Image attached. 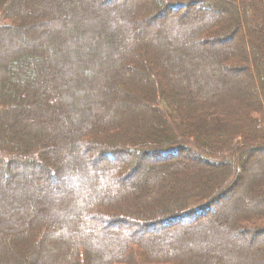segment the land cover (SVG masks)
Instances as JSON below:
<instances>
[{
    "label": "trees",
    "instance_id": "16d2710c",
    "mask_svg": "<svg viewBox=\"0 0 264 264\" xmlns=\"http://www.w3.org/2000/svg\"><path fill=\"white\" fill-rule=\"evenodd\" d=\"M263 10L264 0H0V264H264V226L254 225L264 216L262 186L244 194L238 215L225 205L236 190L235 157L251 147L264 154V122L248 117L264 105V26L253 24ZM150 15L168 21L158 23L159 48L154 28L141 26ZM146 43L143 58L136 48ZM127 76L149 98L120 82ZM233 84L245 120L230 116L243 106L218 99ZM235 133L250 146L236 147L245 137ZM183 152L188 162L174 158ZM146 159L171 162L144 170L161 178L158 190L174 170L194 189L164 209L132 208L141 187L120 173ZM206 163L216 176L203 184ZM118 210L135 217L116 219ZM184 213L192 222L178 225ZM129 219L142 221L140 233L160 231L136 237L112 226Z\"/></svg>",
    "mask_w": 264,
    "mask_h": 264
},
{
    "label": "rangeland",
    "instance_id": "374dc122",
    "mask_svg": "<svg viewBox=\"0 0 264 264\" xmlns=\"http://www.w3.org/2000/svg\"><path fill=\"white\" fill-rule=\"evenodd\" d=\"M263 12H264V10H263ZM188 13H189L188 15L193 14L192 11H190ZM179 15H182V13H178L176 16H179ZM252 16H253V14H252ZM149 18L150 19L148 20V22L146 21L147 18H145V19L142 18L141 22H142L143 25H141V26L143 28H145V29H148L149 27H153L154 28V29H152L153 32L150 34V38H151L152 42L155 43L157 48H159L160 47L159 41L161 42V40H163V38L161 36L162 33L157 32L158 27H159L158 23H159V21H163V22H168V21L165 20V17L161 18L160 20L154 19V21H153L151 15H150ZM256 19L257 20L253 21V24H254V28H256L259 31V29L257 27L261 28L262 24L264 26V18L258 17ZM248 22L249 23L252 22L251 18L248 20ZM245 30H247V28H245ZM45 32H46V30L43 29L42 30V34H45ZM167 35H168V33H166L165 37H168ZM54 38H55V36L53 35L50 39H54ZM217 38H220V36H218ZM218 41H221V43L232 45V43L236 41V38L234 37L233 39L229 40L228 42H223L222 40H218ZM255 42L257 43V45H259L258 40H255ZM150 44L146 43L145 47H144V50L141 49L142 45L140 46V48H138L139 46L136 48L137 50H140V53H142L141 55L143 56V58H147V56H148L147 49L151 46ZM52 47H54V45H52ZM182 50H183V52L181 54H182L183 58L186 57V56H187V58H189V56H191L190 54H188L186 52L187 51L186 49L182 48L181 51ZM127 64L130 67H132L133 64L131 62V59H130V61L127 62ZM151 68H153V67H151ZM198 70L199 69H196L195 71L191 72L192 77L196 76V73L198 72ZM232 75L235 76L236 78H238V77L240 78L242 76V72L240 73V72H237L235 70L234 74H232ZM157 78H159V76ZM133 80L134 79H131V76H127L126 78L121 79L120 82L121 83L124 82V83L128 84L129 86L134 84L137 89L135 88L133 90L136 92V94L139 97H141L143 99L149 98V92L146 89V85L143 88L140 87V89H139L138 83H136ZM227 85H229V84H227ZM236 86L237 85L233 84V87H231L232 89L230 88L231 92L229 91V92H227L228 94H224V93L221 94L220 98H218V99H220L219 101L222 102V99H227L228 98L227 101L229 103H236L235 105L243 106V107H241L242 110L239 111V113H234V114L230 113V116H231L232 119L245 120L244 118L246 116L245 115V109L246 108L243 105L245 98L243 96H241V94L237 93L238 89H237ZM251 90H252V87L250 88V91ZM211 91L213 92V90H211ZM248 114H249L248 117H251L252 120L257 119V121H259V123H260L258 125L261 128H263L264 105L262 106V109H260L258 111H255V110L252 109V111H249ZM224 125L225 126H223L222 128H227L226 127L227 122H224ZM256 126H257V124H255V127ZM100 135L101 134H99L98 136H100ZM101 137H102V135H101ZM237 137H239V138L243 137L244 138L245 135L243 133H235V137L234 138H237ZM242 140H243V143H242L241 139L238 140L239 142H237L236 144L237 145L241 144V145L240 146H236V147H238L240 149H244L245 145H248V147H249L250 146L249 144L252 143L251 139H249V141H251V142H249V143L245 142L244 143V141L248 140V139H246V137H245V139H242ZM252 149H254V148L251 147L249 150H247L246 153H245L246 155L242 156V155L238 154V157H235V159H234V170H233V172H234V176L233 177L234 178L232 179V182L234 181L235 186H236V190L229 197H227V200L225 201V205L227 204L228 206L234 208L236 210V214L237 215L239 214L240 208H241V206H243V203H246V201H247V199H246L244 194H251L252 193L251 190H254V189L250 190V187H252L254 185V188H257L256 187V183H257V185H259V187L262 186L261 192H262L263 195L260 198H264V181H263V179L259 178L260 174L258 172V168L260 167V164L264 166V154H262V152H261V154H259V152H258L255 155L254 154L255 152ZM90 153L92 154V152H90ZM207 153L209 155H214V156L218 155L217 152H214V151L210 150L209 148H207ZM184 154L185 153L183 152L180 156H178V157L175 156L174 158L175 159H179L178 161L183 162V163L188 162V161L185 160ZM251 154H252V163H251L250 166H246L245 164L242 165V166H244V168L241 170L240 173H243V175H242V179L243 180L240 179V181H239V177L240 176H239L238 173H236V171H235L236 168L235 167L238 166V165L243 164V160L245 161L244 158L245 157H246V159L249 158V156ZM118 157L120 158V156H118ZM4 163H5L4 161H0V166L2 167V169H4ZM116 163H117V161L110 162L109 166H112V165L114 166V165H116ZM165 163H160V162H158L155 159H152V160L146 159L144 161V164L142 165V167L139 166L140 169L138 171H136L135 173H131V169H129V168H124L121 171V173H120L121 176L119 175L120 179H123L128 184L135 183V184H138L141 187L140 188V193L134 192L133 194H131L129 196V199L133 202V204H131V202H129L128 205L131 204L132 208H136L137 210H141V212H149L151 210H159L160 208L164 209V208L170 207L173 203L176 204V203L182 202L184 200V195L186 194L185 192H189L192 189H194L192 186L189 185L188 180H185L186 183H185V181H182V180H184V175L185 174L184 175L183 174H179V172H175L176 170H174L167 177H164V180H165L164 189L163 190H158L156 181L158 179H161V178L156 177L155 179H157V180L154 181V180L151 179V173L147 174V172H144V170L146 169V167L148 165H151V166H153L154 168H157V169H163V168H166L165 165L167 163H171V162H167L166 164ZM105 164L106 163L101 160V162L99 164H95V166L100 168V167L105 166ZM196 164H198V163H193L192 166H195L197 168L198 166ZM5 165L7 166L6 169L10 170L11 172H14V168H16V167H13V165H10V164H7V163ZM188 165L190 166L189 163H188ZM204 166H206V167H205V169L203 170V172L201 174H204L206 172L207 173V177L201 183H203V184L204 183H212L210 181V179H212V176H216L214 171H213V170H216V167H212V165H210L209 163H206ZM263 169H264V167H263ZM190 171H184V172L185 173H190ZM185 176L187 178V174ZM149 177H150V179H149ZM260 177H261V175H260ZM158 182H159V180H158ZM134 196H138V203H135L136 200L133 201V199L135 198ZM122 202L126 203L125 201H122ZM125 205L128 206L127 204H125ZM141 205H143V207ZM188 211H190V210L188 209ZM185 213L178 217L179 219H182V221H183V222L181 221L182 223H178V225L180 224V225L184 226V225H188V224H190L192 222V221H190V222L187 221L188 219H184V218H186L184 216ZM223 213H220L219 215L208 214V215H205L204 217L202 216L201 219H203V218H205L207 216H210L211 219H214L216 217H219ZM114 216H118L116 219L122 218L121 216H126V217H129L131 219L133 217H135V216H132L131 213H128V212H126L124 210L115 211V215ZM136 216H138V215H136ZM139 216H141V215H139ZM164 216L163 217H158L157 219H155L158 222L156 224H162V222H164L162 220H164V218H166ZM149 221L152 222L151 220H149ZM141 222L142 221H140V223H139V222H137V220L130 221V219H129V223H123V224H120V226H117V225L114 224L112 226L115 227V228H118V229H121L122 227H124V229L128 228V229H130V233H132V234L134 233V235L136 237L140 236V235H144V234H148V235L157 234L160 231V230H156V228H150V229L146 228L143 231L144 233L143 232L140 233V227L138 226V224L141 225L142 224ZM254 225H258L260 227H263L264 226V216L260 217L259 221L255 220L254 221ZM160 226H161V230H166V229L172 228L173 224H169V226L168 225H166V226L160 225ZM251 226H253V225H251ZM257 238L260 239V236H257ZM257 242H258V240H257ZM29 244H30V241L26 242L25 244L24 243L20 244L19 247H18L19 251L23 252V253L26 252L29 249L28 248ZM153 263H156V262H153L152 260H149V259H144L142 257V264H153ZM163 264H169V263H163Z\"/></svg>",
    "mask_w": 264,
    "mask_h": 264
},
{
    "label": "bare ground",
    "instance_id": "6f19581e",
    "mask_svg": "<svg viewBox=\"0 0 264 264\" xmlns=\"http://www.w3.org/2000/svg\"><path fill=\"white\" fill-rule=\"evenodd\" d=\"M243 161H244V160H243ZM251 163H252V156L249 157V158H247V159H245V161H244V164H245L246 166H250ZM240 179L243 180V179H242V176H241V178H239V181H240Z\"/></svg>",
    "mask_w": 264,
    "mask_h": 264
}]
</instances>
